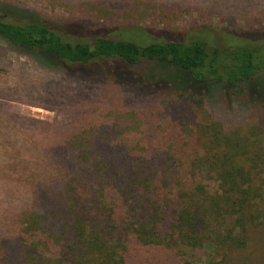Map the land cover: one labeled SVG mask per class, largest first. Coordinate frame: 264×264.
Returning <instances> with one entry per match:
<instances>
[{
    "label": "trees",
    "instance_id": "trees-1",
    "mask_svg": "<svg viewBox=\"0 0 264 264\" xmlns=\"http://www.w3.org/2000/svg\"><path fill=\"white\" fill-rule=\"evenodd\" d=\"M0 78V264H264V25L54 22L0 0ZM113 91L199 109L81 103Z\"/></svg>",
    "mask_w": 264,
    "mask_h": 264
},
{
    "label": "rangeland",
    "instance_id": "rangeland-1",
    "mask_svg": "<svg viewBox=\"0 0 264 264\" xmlns=\"http://www.w3.org/2000/svg\"><path fill=\"white\" fill-rule=\"evenodd\" d=\"M26 9L36 17H46L54 22L76 18L93 23L109 25L138 24L142 27L177 30L185 28L210 27L218 29L259 27L264 25V0H2ZM110 20V21H109ZM1 79V78H0ZM151 101L138 99L139 103L127 106L124 95L109 92L86 102L100 106L101 101L111 104V109H199L195 102L181 96L157 94ZM108 96V97H107ZM8 109L29 110L43 119L56 117L54 110L24 102L9 101ZM139 104V105H138ZM113 105V106H112ZM110 107V106H109ZM53 109V108H52ZM56 109H59L58 107ZM163 121L165 124L166 118ZM162 122V123H163ZM193 125V124H192ZM182 128L184 126H181ZM177 141V140H175Z\"/></svg>",
    "mask_w": 264,
    "mask_h": 264
}]
</instances>
